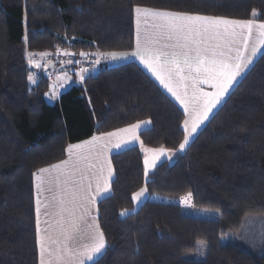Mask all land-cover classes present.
<instances>
[{"label": "trees", "instance_id": "trees-1", "mask_svg": "<svg viewBox=\"0 0 264 264\" xmlns=\"http://www.w3.org/2000/svg\"><path fill=\"white\" fill-rule=\"evenodd\" d=\"M135 6L264 23V0H0V264H38L37 169L63 160L70 143L145 120L144 146L174 155L147 177L138 147L111 155L98 264H264V49L183 153L182 112L134 62L78 85L68 74L73 84L53 104L41 69L30 84L29 53L132 51ZM188 193L191 205L181 204Z\"/></svg>", "mask_w": 264, "mask_h": 264}, {"label": "snow or ice", "instance_id": "snow-or-ice-1", "mask_svg": "<svg viewBox=\"0 0 264 264\" xmlns=\"http://www.w3.org/2000/svg\"><path fill=\"white\" fill-rule=\"evenodd\" d=\"M132 11L135 49L130 53L102 55L112 60L129 55L137 58L175 98L184 110V135L177 149L184 151L190 137L208 120L237 77L252 63L259 47L264 45V23H257L255 19H228L141 6H135ZM251 15L256 17L258 13L253 9ZM250 44L251 53L247 54ZM48 55L40 53L41 57ZM26 58L29 65L41 67L33 54H27ZM94 63L98 64L99 59ZM83 72L81 69L77 73L81 81ZM28 80L35 82L32 73ZM203 85L211 90H204ZM51 96L55 98L56 92L52 91ZM147 123L150 121H139L115 131L94 134L79 143H70L65 149L67 159L41 167L32 174L38 264H98L107 244L91 208L110 190L113 170L108 152L139 140L137 130ZM140 147L145 153V177L162 156L173 151L164 147L146 148L142 141ZM146 191L140 188L132 194V201L138 202ZM191 201L192 193L181 198V204L191 205Z\"/></svg>", "mask_w": 264, "mask_h": 264}, {"label": "crops", "instance_id": "crops-1", "mask_svg": "<svg viewBox=\"0 0 264 264\" xmlns=\"http://www.w3.org/2000/svg\"><path fill=\"white\" fill-rule=\"evenodd\" d=\"M133 21H134V14H133ZM257 23H262V22H258V21H256ZM135 49V21H134V48H133V50ZM264 49V45H261L260 47H259V50L257 51V53H256V55L253 57V59H252V63L244 70V72L243 73H241V75L239 76V77H237V79H236V81L233 83V85H232V87L229 89V91L225 94V96H224V98L221 100V102L217 105V107L215 108V109H213V111L209 114V118H208V120L211 118V116L218 110V108L223 104V102L225 101V99L227 98V96H228V94L230 93V91H231V89L239 82V80L243 77V75L250 69V67L252 66V64L254 63V61L256 60V58L260 55V53L262 52V50ZM132 50V51H133ZM131 52V51H130ZM129 52V53H130ZM251 53V44H250V46H249V49H248V52H247V54H250ZM36 55V54H35ZM34 54H33V57L35 56ZM109 61H110V64L112 63V65L111 66H117V65H121V64H124V63H126V62H134L144 73H146L154 82H155V84L159 87V89L179 108V110L182 112V114H183V119H184V110H183V108L180 106V104L175 100V98L174 97H172V95L169 93V92H167V90L166 89H164L161 85H160V83H159V81H157L156 79H155V77L154 76H152V74L142 65V64H140V62H139V60L137 59V58H135V57H132L131 55H129L128 57H126V58H121V59H116V60H112V59H110L109 58ZM36 68V67H35ZM39 69V68H38ZM37 71V68L32 72V75H33V77H34V75H36L37 76V73H38V71H37V73H35ZM33 73H35V74H33ZM34 80H35V82L33 83V85L36 83V81H37V79L36 78H34ZM73 78H71V76H66V79H65V77H63V78H61L59 81H57V82H55L52 86V88H51V90H50V96L49 97H47L46 98V101L49 103V104H53V103H55L56 101H57V99H58V97H59V95L61 94V93H63V92H65L66 90H68L70 87H71V85L73 84ZM203 88H204V90H206V91H209V90H211L210 88H209V86L208 85H203L202 86ZM52 91H55L56 92V96H55V98H52V96H51V93H52ZM208 120H206L199 128H198V130H197V132L196 133H194L193 134V136L192 137H190V140H189V143L195 138V136L197 135V133L205 126V124L208 122ZM145 121H147V120H145ZM183 121V120H182ZM151 127V124L150 123H147V124H143L142 126H141V128L140 129H138L137 130V135L139 136L140 135V132L141 131H144V130H146V129H149ZM125 128V127H124ZM181 129H182V132H183V128H182V124H181ZM115 131V130H114ZM98 135V134H97ZM183 135H184V132H183ZM91 138V137H90ZM90 138H88V139H90ZM85 140H87V139H85ZM84 141V140H83ZM81 142V141H80ZM140 142H141V140H140V136H139V140H135V141H131V142H129V143H127L125 146H123V147H121L120 149H111L109 152H108V160L111 162V155H113V154H115V153H118V152H121V151H123V150H125V149H128V148H131V147H138L139 149H140V151H141V153H142V157H143V161H144V155H145V153L141 150V147H140ZM76 143H79V142H76ZM189 143H188V145H189ZM73 144H75V143H73ZM187 145V146H188ZM187 146L185 147V149H184V151L186 150V148H187ZM147 148V147H146ZM150 149H153V148H150ZM184 151H178L177 150V152L178 153H183ZM169 155L171 156V158L169 159ZM173 155H174V153L173 152H171V153H168V154H166V155H164V156H162L158 161H157V164L156 165H158L159 163H161V162H163V161H170L171 159H172V157H173ZM64 159H67V154L65 153V158ZM63 159V160H64ZM58 163V162H57ZM143 165H144V163H143ZM111 166H112V164H111ZM47 167V166H46ZM154 169V168H153ZM153 169H151L150 170V172L153 170ZM112 170H113V168H112ZM149 172V173H150ZM113 177H114V171H113V176H112V178H111V180H110V184H111V182H112V180H113ZM33 188H34V185H33ZM95 192V184H93V193ZM109 192H110V190H109ZM109 192H107L106 194H104L103 196H101L100 198H98V200H97V202L95 203V205L91 208V214L92 215H94V216H96V218H97V209H96V207H97V203L102 199V198H104L105 196H107L108 194H109ZM45 195H48V193H45ZM145 200V199H144ZM34 216H35V228H36V214H35V188H34ZM41 219L43 220L44 219V216H43V214L41 215ZM98 221V220H97ZM43 226V225H42ZM105 251V250H104ZM104 253V252H103ZM87 264H91V262H87Z\"/></svg>", "mask_w": 264, "mask_h": 264}, {"label": "built area", "instance_id": "built-area-1", "mask_svg": "<svg viewBox=\"0 0 264 264\" xmlns=\"http://www.w3.org/2000/svg\"><path fill=\"white\" fill-rule=\"evenodd\" d=\"M64 52L65 51H59V53H49L46 57H34V59L41 64V69H43L45 77L52 84L60 80H58L57 77L63 78L68 74H75L78 80L74 84L78 85L81 82V79L77 73L81 72V69L84 70V80L88 77L96 75L99 71H102L110 66L109 58L102 55L105 53L102 51L80 52L86 53L87 55L85 56H81L80 53L75 54L69 51H67V53H71V55L60 54ZM97 59H99V63L95 64L94 62ZM68 61H72V63H68Z\"/></svg>", "mask_w": 264, "mask_h": 264}, {"label": "rangeland", "instance_id": "rangeland-1", "mask_svg": "<svg viewBox=\"0 0 264 264\" xmlns=\"http://www.w3.org/2000/svg\"><path fill=\"white\" fill-rule=\"evenodd\" d=\"M65 51V50H63ZM62 51V52H63ZM67 52V51H65ZM27 56V55H26ZM35 57V56H34ZM33 57V58H34ZM37 58H40L41 56H36ZM28 61V60H27ZM112 65V63L110 64V66ZM37 68V67H36ZM38 69V68H37ZM39 69H41V67H39ZM38 69V72H39ZM43 72V69H41ZM37 73V71L35 72ZM33 73V74H35ZM34 78H36V75H34ZM31 85H33L32 82H30ZM50 92V91H49ZM48 92V93H49ZM47 93V94H48ZM50 96V93L48 95H46V98ZM145 188V186H143ZM146 198V192L145 195L138 201V202H133V208L134 210H136L144 201V199ZM186 214L192 215L194 217H198V218H207V219H214L217 218L219 213L216 211H212V210H205V209H186L185 210Z\"/></svg>", "mask_w": 264, "mask_h": 264}, {"label": "water", "instance_id": "water-1", "mask_svg": "<svg viewBox=\"0 0 264 264\" xmlns=\"http://www.w3.org/2000/svg\"><path fill=\"white\" fill-rule=\"evenodd\" d=\"M27 67L30 68V67H32V66H31V65H28Z\"/></svg>", "mask_w": 264, "mask_h": 264}]
</instances>
